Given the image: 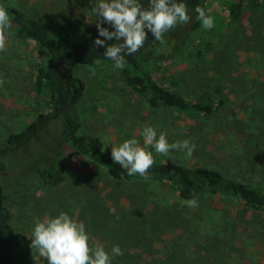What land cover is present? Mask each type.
Instances as JSON below:
<instances>
[{
    "label": "rangeland",
    "instance_id": "obj_1",
    "mask_svg": "<svg viewBox=\"0 0 264 264\" xmlns=\"http://www.w3.org/2000/svg\"><path fill=\"white\" fill-rule=\"evenodd\" d=\"M99 0H0L35 20L72 36L98 32L92 8ZM239 6L236 17L230 8ZM214 27L202 25L169 61L146 55L144 66L164 87L188 99L222 102L208 118L172 110H152L127 88L112 66L77 65L74 76L84 85L78 111L82 134L111 154L127 139L152 126L168 142L188 140L191 157L171 150L152 152L154 160L213 168L264 192V0H206ZM102 27L113 31L108 24ZM0 52V149L10 134L46 114L45 95L36 93L34 78L42 64L35 44L6 34ZM159 49V48H158ZM161 47L160 50L166 51ZM60 124L47 125L24 148L0 156L2 205L11 219L8 231L32 237L35 222L67 213L85 225L89 244L111 249L124 264H264V212L227 196L198 194L188 207L167 182L115 180L101 167L77 154H66L57 141ZM55 162L51 182L36 178V168ZM9 264H47L37 250L0 245ZM0 264H3L0 260Z\"/></svg>",
    "mask_w": 264,
    "mask_h": 264
},
{
    "label": "trees",
    "instance_id": "obj_2",
    "mask_svg": "<svg viewBox=\"0 0 264 264\" xmlns=\"http://www.w3.org/2000/svg\"><path fill=\"white\" fill-rule=\"evenodd\" d=\"M206 0H177L187 5L191 20L186 25H178L164 34L165 43L154 40L148 30L144 46L135 54L127 56V63L119 73L124 85L143 98L146 106L152 110H172L184 115L194 117H211L222 102L203 97L199 100L188 99L176 90L161 85L152 73L144 66L146 55L152 59L166 62L171 60L177 52L186 46L192 34L202 25L197 19L195 8H205ZM143 7H147L148 0H140ZM9 14L11 27L6 31L12 33L17 39L27 40L35 44L40 54L42 64L38 67L34 78L36 93L45 95L46 114L39 115L27 127L16 134H10L6 147L0 149V156L8 152H15L26 147L42 129L49 119L57 120L60 124L58 143L66 154H77L86 158L97 166L103 168L115 180H145L167 182L175 186L180 199L195 198L200 193L227 196L237 199L244 206L256 211L264 212V192L254 188L246 182L230 178L223 173L203 166L182 165L169 157L163 161L154 160L149 170L148 178L139 175L129 176L126 170L115 164L111 154L105 152L94 144H90L82 134V120L78 111V104L82 99L84 85L74 76L77 65L94 66L104 64L113 66V62L104 56L105 47L94 46L95 39H104L98 32L90 35L72 36L59 27L41 23L20 8L3 6ZM239 6L230 8L231 17H236ZM120 41H105V45ZM167 48L166 51L160 48ZM159 48V49H158ZM55 162H49L46 167L36 168L38 180L51 182L57 173ZM3 164L0 163V171ZM3 190L0 187V245H9L20 250L30 247L32 237L8 231L10 213L2 205ZM3 264H9L11 258L1 256ZM111 264H124L111 261Z\"/></svg>",
    "mask_w": 264,
    "mask_h": 264
},
{
    "label": "clouds",
    "instance_id": "obj_3",
    "mask_svg": "<svg viewBox=\"0 0 264 264\" xmlns=\"http://www.w3.org/2000/svg\"><path fill=\"white\" fill-rule=\"evenodd\" d=\"M92 11L97 17L98 36L104 38L95 39L94 46L106 48L103 54L113 62L117 70L125 67L127 56L135 54L144 46L147 40L146 29L155 41L163 44L165 33L191 20L187 5L177 0H148L147 7H143L140 0H99ZM195 12L204 29L211 30L214 27L213 17L206 15L202 7L197 6ZM101 24H108L114 30L109 31ZM10 27L9 14L0 6V52L5 50V33ZM121 39L122 43L105 45V41ZM3 84L4 80L0 79V87ZM140 135L143 146L132 138L111 149L113 162L126 170L129 176L148 178L154 164L152 152L148 148L162 155L177 150L185 152L188 157L193 155L196 148L188 140L170 144L167 134L161 132L158 135L152 126H145ZM184 204L193 208L198 206L195 198L185 200ZM89 240L85 225L61 212L55 217H45L35 222L30 247L37 250L39 257L45 259L47 264H111L113 257L123 255L118 245L112 247L110 256L103 246H90Z\"/></svg>",
    "mask_w": 264,
    "mask_h": 264
}]
</instances>
